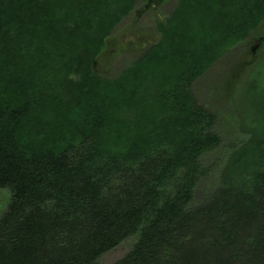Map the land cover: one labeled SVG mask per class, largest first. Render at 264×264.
Here are the masks:
<instances>
[{"label": "trees", "instance_id": "1", "mask_svg": "<svg viewBox=\"0 0 264 264\" xmlns=\"http://www.w3.org/2000/svg\"><path fill=\"white\" fill-rule=\"evenodd\" d=\"M136 1L0 0V264H98L126 238L113 264H264V59L226 144L195 94L264 0H179L157 42L97 75Z\"/></svg>", "mask_w": 264, "mask_h": 264}, {"label": "rangeland", "instance_id": "2", "mask_svg": "<svg viewBox=\"0 0 264 264\" xmlns=\"http://www.w3.org/2000/svg\"><path fill=\"white\" fill-rule=\"evenodd\" d=\"M178 2L179 0H137L129 15L122 19L107 38L104 51L94 66L95 73L104 77L115 76L146 48L157 42L160 34L156 23L164 21ZM263 40L264 25L255 36L240 44L231 54L219 59L198 82L197 90L195 88L198 91L196 95L200 96L198 94L200 92L218 109L217 112L224 126H219V129L217 127L216 131L220 133L223 143L231 136L237 135L236 116L239 118L240 111L245 108V91L252 73L244 83L243 81L252 64L259 57L256 65L264 59L262 53L264 46L261 44ZM240 87L238 105H235ZM212 155L215 157L217 154ZM8 198V191L0 189V214ZM132 241V238H126L102 254L98 264H113L128 251Z\"/></svg>", "mask_w": 264, "mask_h": 264}]
</instances>
